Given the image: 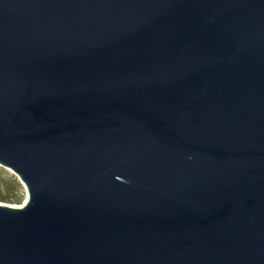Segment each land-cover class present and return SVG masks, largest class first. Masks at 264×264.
<instances>
[{"label":"water","instance_id":"1","mask_svg":"<svg viewBox=\"0 0 264 264\" xmlns=\"http://www.w3.org/2000/svg\"><path fill=\"white\" fill-rule=\"evenodd\" d=\"M0 264H264V0H0Z\"/></svg>","mask_w":264,"mask_h":264},{"label":"trees","instance_id":"2","mask_svg":"<svg viewBox=\"0 0 264 264\" xmlns=\"http://www.w3.org/2000/svg\"><path fill=\"white\" fill-rule=\"evenodd\" d=\"M21 184L13 175L4 174L0 168V201L8 203H20Z\"/></svg>","mask_w":264,"mask_h":264},{"label":"rangeland","instance_id":"3","mask_svg":"<svg viewBox=\"0 0 264 264\" xmlns=\"http://www.w3.org/2000/svg\"><path fill=\"white\" fill-rule=\"evenodd\" d=\"M0 168L3 170L4 174H6V175H13V176H15L18 179V177L9 168L4 167L2 165H0ZM20 184H21V182H20ZM20 195H21V201H20V203H8V202H3V201H0V203H8V204H11V205L21 206L25 202V200L27 198L26 189H25V187L22 184H21Z\"/></svg>","mask_w":264,"mask_h":264}]
</instances>
